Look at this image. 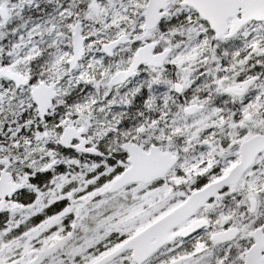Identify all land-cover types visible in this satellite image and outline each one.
<instances>
[{
	"label": "snow or ice",
	"instance_id": "1",
	"mask_svg": "<svg viewBox=\"0 0 264 264\" xmlns=\"http://www.w3.org/2000/svg\"><path fill=\"white\" fill-rule=\"evenodd\" d=\"M0 264H264V0H0Z\"/></svg>",
	"mask_w": 264,
	"mask_h": 264
}]
</instances>
